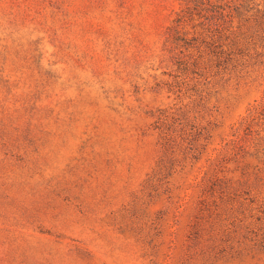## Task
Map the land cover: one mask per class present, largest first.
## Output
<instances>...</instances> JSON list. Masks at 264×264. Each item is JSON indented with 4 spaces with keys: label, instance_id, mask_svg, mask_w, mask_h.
<instances>
[{
    "label": "rangeland",
    "instance_id": "1",
    "mask_svg": "<svg viewBox=\"0 0 264 264\" xmlns=\"http://www.w3.org/2000/svg\"><path fill=\"white\" fill-rule=\"evenodd\" d=\"M176 8L0 0V264H264V214L201 182L237 174L264 81L205 69L190 29L165 43Z\"/></svg>",
    "mask_w": 264,
    "mask_h": 264
},
{
    "label": "trees",
    "instance_id": "2",
    "mask_svg": "<svg viewBox=\"0 0 264 264\" xmlns=\"http://www.w3.org/2000/svg\"><path fill=\"white\" fill-rule=\"evenodd\" d=\"M171 1L177 8L171 11L173 17L164 29L165 43L181 40L187 34L185 29H190L187 47L198 52L205 69H214L220 79L260 88L264 81V0L233 5L229 0ZM250 108L241 123L245 126L242 135L233 140L237 174L221 168L223 159H219L215 164L218 170L205 172L201 182L204 189L217 191L228 200L231 208L237 205L245 212V206L249 212L264 214V194L258 198L264 193V92ZM250 119L259 121L262 128L253 129ZM249 250H264V231L251 240Z\"/></svg>",
    "mask_w": 264,
    "mask_h": 264
}]
</instances>
